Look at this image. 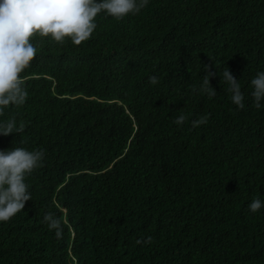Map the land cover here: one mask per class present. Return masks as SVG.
Masks as SVG:
<instances>
[{
	"label": "trees",
	"instance_id": "16d2710c",
	"mask_svg": "<svg viewBox=\"0 0 264 264\" xmlns=\"http://www.w3.org/2000/svg\"><path fill=\"white\" fill-rule=\"evenodd\" d=\"M96 24L79 46L32 38L26 102L0 116L25 125L0 135V151L45 154L25 180L32 199L0 222V264H264V207L249 210L264 201V101L257 109L251 95L264 0H149ZM208 71L212 98L201 91Z\"/></svg>",
	"mask_w": 264,
	"mask_h": 264
},
{
	"label": "clouds",
	"instance_id": "9594fccd",
	"mask_svg": "<svg viewBox=\"0 0 264 264\" xmlns=\"http://www.w3.org/2000/svg\"><path fill=\"white\" fill-rule=\"evenodd\" d=\"M149 0H0V116L9 106H23L28 97L22 73L31 67V62L37 55V48L31 42L37 34L40 37H51L55 42L64 44L66 38L74 45L91 39L97 24L96 17L101 13L116 20H122L128 15H137L147 7ZM207 69V66H205ZM211 71L204 76L201 91L209 98L216 95L210 87ZM223 80L230 87L231 101L238 109L245 108L244 95L240 84L226 69ZM149 81L158 83L156 76H150ZM254 106L259 109L264 101V71L258 72L251 80ZM195 90V89H194ZM187 120L181 114L174 123L183 125ZM208 123V116H202L191 122L196 128ZM23 123L17 127L15 118L0 122V135L22 133ZM43 150L29 151L16 147L0 151V222H9L19 212L25 203L32 199L26 177L42 167ZM264 207V201L254 198L249 204V210L256 213ZM43 222L49 230H55L57 239L63 235V224L60 218L49 212L44 215ZM152 238L138 240L137 243H151Z\"/></svg>",
	"mask_w": 264,
	"mask_h": 264
}]
</instances>
